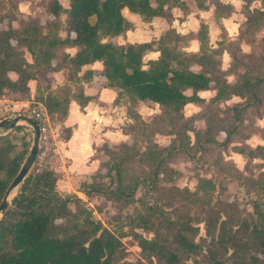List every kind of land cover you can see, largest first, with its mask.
Listing matches in <instances>:
<instances>
[{
	"label": "trees",
	"instance_id": "1",
	"mask_svg": "<svg viewBox=\"0 0 264 264\" xmlns=\"http://www.w3.org/2000/svg\"><path fill=\"white\" fill-rule=\"evenodd\" d=\"M67 1L68 7L64 8L57 0H50L45 11L51 18L44 25L27 17L16 27L7 23L0 28V98L16 95L18 100H25L29 95L27 84L34 80L35 101L43 104L52 121L59 122L65 118L71 100L80 108L90 101L83 90L91 84L94 72H82V67L102 62L105 86L117 88L128 97L127 114L132 122L124 132L131 143H123L117 150L103 145L100 150L107 159L79 191L88 200L100 197L119 209L133 201L140 186L155 196L154 205H144V211H136L128 219L131 229L152 233L150 238L133 233L144 259L157 264H264V199L263 205L254 204L253 213L246 217L241 218L237 212L222 216L220 207L206 195L163 187L178 175L170 163L181 154L188 160L200 159L219 176L233 171L238 179L242 176L233 163L223 159L222 152L228 148L247 160L258 158L264 166V146L250 148L244 144L250 136L245 122L252 121V116L264 117V39L247 54L239 42L245 34L249 36L248 30L259 27L264 19V5L248 13L239 27L238 42L213 49L209 46L207 26L202 24L197 31L198 52L187 53L176 47L181 37L172 30L155 42L120 46L112 41L131 28L121 13L123 8L143 21L169 19L172 8L185 11L181 0ZM242 1L247 4L252 0ZM194 2L198 9H207L205 0ZM210 2L215 5L217 18L228 16L232 10L218 0ZM62 15L64 19L60 21ZM60 48H75L74 54L64 53L60 60L72 87L51 88L48 75L60 69L58 63H53ZM24 51L30 54V62ZM148 51L159 52V57L144 64ZM223 51L230 58L225 71L220 61ZM144 65L147 69H143ZM11 73L16 75L15 80L9 78ZM227 75L234 77L233 83L227 82ZM210 89L216 93L203 110L186 117L184 106L203 104L197 93ZM185 90H190L191 95H185ZM232 98L238 101L226 105ZM137 101L158 105L160 112L152 122L145 123L131 108ZM198 119L204 121L203 130L194 126ZM22 130L19 125L0 136V201L28 151L27 142L22 143L21 152L13 151L11 132ZM63 131L67 138L69 130ZM219 134L224 135L221 141L217 139ZM155 135L170 136V143L160 148L152 141ZM258 177L247 185L264 192V185L260 186L264 184V173ZM58 182L52 172L34 169L23 180L11 206L0 218V264H130L124 260L123 246L114 233L95 220L75 195L61 194ZM200 188L214 191L211 177L200 180ZM160 191L165 196L184 195L185 200L200 202L201 215L193 218L180 213L179 207H173L172 214L166 213L159 204L162 199L156 195ZM226 207L237 211L233 203ZM200 223L204 238L199 239Z\"/></svg>",
	"mask_w": 264,
	"mask_h": 264
},
{
	"label": "rangeland",
	"instance_id": "2",
	"mask_svg": "<svg viewBox=\"0 0 264 264\" xmlns=\"http://www.w3.org/2000/svg\"><path fill=\"white\" fill-rule=\"evenodd\" d=\"M58 3L66 8L68 7L67 0H57ZM207 9L202 11V18H200V14H198V9L195 2L192 0V7H193V15L190 19L191 22H187V24H180L183 32L185 34H178L180 35V39L176 42V47L182 51H186L188 53H197L193 51L198 50V42H197V31L201 22H208L210 23V28L207 25V33L209 39V46L211 48H218L224 49L227 47L228 42H238V32L239 27L245 22V19L248 13L253 9H261L262 4L264 5V0H252L250 3L245 4L242 0H218V2L222 4H231L232 10L228 14V16L224 18H217L215 13V5L210 0H205ZM50 3V0H0V28L5 27L7 23L11 24L12 26L16 27L18 22L21 19H25L27 17H32L35 19L40 25H44L47 21L50 20L51 16L45 11V8ZM185 3V2H184ZM186 5V4H185ZM198 9V10H197ZM23 11L24 13L30 12L31 15L28 16L26 14H21ZM182 11V10H181ZM184 12V16L187 12H190L187 5ZM201 12V11H200ZM175 15H181L180 12L175 11ZM64 16H60V21H63ZM185 17L178 18L180 22H183ZM189 20V19H188ZM242 28V27H241ZM249 36L245 34V36L239 41L241 50L243 53L247 54L250 50L253 49L255 45H257L262 39H264V19L260 23L259 27L254 30H248ZM61 36H64V32H60ZM244 35V34H243ZM122 37V36H121ZM249 37V38H248ZM124 38H128V36H124ZM124 38H115L112 41L120 45L123 43ZM142 39L148 40V37L143 36ZM253 41L252 45H249L247 41ZM250 42V43H251ZM251 46V47H250ZM75 49L73 48H60L57 50V56L53 60V63L60 68L56 72H52L48 75L49 84L53 85V82L58 79L53 76V74L61 72V77L58 80L62 79V83L58 86L69 85L72 87V83H68L66 81V70L64 66L60 63V60L64 53L74 54ZM25 59H29L30 54L27 51H24ZM31 61V56H30ZM221 61V68L227 69L229 65L230 58L228 54L223 51L220 56ZM147 59L143 58V63L146 64ZM195 70V69H194ZM63 77V78H62ZM93 79V78H92ZM226 79L228 82L232 83L234 78L232 75H227ZM46 82H41V85H45ZM56 86V87H58ZM55 87V88H56ZM235 101L231 99L227 101L225 104L230 105ZM199 108L203 110L205 104L198 103ZM217 106L223 107L222 104H218ZM134 110V106L131 107ZM135 111V110H134ZM184 113V109H183ZM189 113V110L186 111ZM149 120V121H148ZM154 120V117H150L147 120H143L145 123H150ZM257 119L252 116V121L247 120L245 125H249L248 132L250 133L249 139H251V145H255L260 142V139L264 140V130L258 128L255 123ZM56 122V121H55ZM132 122V119H131ZM130 122V123H131ZM197 120L194 121V126L196 125ZM58 123V121H57ZM20 126L23 127V130L16 133L11 132V140L15 143V149L13 150L14 153H19L23 150L22 143H28V151L32 142V131L31 128L27 126V124L20 122ZM18 125V126H19ZM27 129V130H25ZM10 131L0 130V136L5 135ZM66 133V132H65ZM64 133V137H65ZM156 136V135H155ZM154 136V137H155ZM154 137L152 141H154ZM23 139V140H22ZM129 143L131 140L129 138ZM123 144V143H122ZM121 145V144H120ZM119 145V146H120ZM143 144L140 145L142 147ZM236 145V144H232ZM231 145V146H232ZM106 146V145H105ZM230 146V147H231ZM108 148V146H106ZM119 148V147H118ZM117 148V149H118ZM110 149V148H109ZM116 149V150H117ZM228 152H233L230 148L227 149V152H222L223 159L230 156ZM236 153V152H233ZM26 154V156H27ZM25 156V157H26ZM105 156V155H104ZM106 157V156H105ZM244 158V157H243ZM107 159V158H106ZM245 160V165L241 171H236L240 173L242 176L240 179L236 178V173L233 171H228L227 173L216 175L214 170L211 166H208L200 161V159L188 160L183 154L178 155L172 162L176 165L178 169H182L185 173L182 174V177H178V175L174 178L173 182L166 185L163 184V187H176L179 190L187 189L189 192L194 193L196 192L198 196L206 195V198H211V203L215 206L218 205L220 207V214L222 216L228 215L231 212H237L241 218L246 217L247 214L253 213V205L256 204L258 207L263 205L264 199V192L260 190V188H249L247 184L252 181H257L259 178L260 173H264V166L262 165V161L258 158ZM229 161V160H227ZM171 162V163H172ZM230 162H232L230 160ZM170 163V165H171ZM234 165V164H233ZM236 165V164H235ZM235 167V166H234ZM57 174L56 177L60 178L64 175ZM231 176V178L229 177ZM92 177V176H91ZM211 177L213 184L215 186L214 191H208L206 189H199L200 180L204 178ZM91 181V178L88 182ZM264 181V179H263ZM64 184L70 186L67 189L70 190L73 188L74 192H68L64 189ZM73 183H58V191L61 194L67 195H75L79 198L82 203L92 212L93 218L99 221L102 226L111 232L120 240L123 249H124V260L126 263L130 264H157L154 260H147L141 256L140 249L137 245V240L134 238L133 233L141 234L143 237L150 238L152 237V233L150 232H142L141 230L134 228H130L129 218H132L136 211L142 212L144 211V205L152 206L155 204V196L152 193L143 187H139L135 193L133 201L126 207L119 209L115 206H112L108 201L103 200L100 197L93 198L88 200L80 191V187L83 183H77L76 187L71 186ZM264 184H260L263 186ZM65 190V191H63ZM18 192V188L16 189V194ZM78 193V194H77ZM165 192L160 191L158 193L157 198H161L159 200V204L163 205V210L168 213L172 214L173 207H179L181 212L184 214H189L191 217H199L200 214V202L194 200H185L184 195H169L164 194ZM15 194V195H16ZM175 196V197H174ZM228 203H233L237 207V211L233 208H228L226 205ZM198 238H204V229L203 225L199 224V235ZM190 263V261H188Z\"/></svg>",
	"mask_w": 264,
	"mask_h": 264
},
{
	"label": "crops",
	"instance_id": "3",
	"mask_svg": "<svg viewBox=\"0 0 264 264\" xmlns=\"http://www.w3.org/2000/svg\"><path fill=\"white\" fill-rule=\"evenodd\" d=\"M181 1L185 2L190 12H187L184 16V12H182L183 10L181 11V9L174 7L170 10L169 19L155 17L150 21H143L137 14H133L126 8H123L121 13L123 17L131 24V28L128 29L122 37H117L124 38L125 35L128 36L127 40L126 38L122 39L123 43H121L120 46H125L127 44H143L152 41L155 42L163 34L171 30L176 34H185V31L183 32L181 25L183 23L187 24V22H191L190 19H193V3L192 0ZM228 5L232 7L231 4ZM175 11L180 12L181 15H175ZM198 11L200 18H202L203 10ZM19 12L28 16L31 15L30 12ZM181 17H185L183 22L178 20V18ZM202 24L206 26L208 25L209 28L211 27L210 23L208 22H201V25ZM143 36L148 37V40L142 39ZM198 50L193 52H198ZM158 57L159 52L148 51L145 53L143 58H146L147 61H151L156 60ZM26 60L30 62V56L29 59ZM143 69H147V65H144ZM221 69L223 71L226 70L223 68ZM85 70H91L94 72L91 84L89 86H85L83 90L84 95L88 96L90 101L83 108H80L76 101L71 100L68 104L65 118L58 122L62 129L66 131L69 130V136L65 138L64 143L61 145L62 154L67 161V170L64 176L61 175L62 177L58 178V183H73L71 186L74 187H76L77 183L88 182L93 173L99 168V164L106 160L103 151L100 150L103 145L108 146V148L111 150H116L120 144L129 143V136L125 134L124 129L126 125L131 122V119L127 114L130 107L128 97L121 93L117 88L105 86V79L101 76L103 71L102 62L97 61L93 64L83 66L82 72ZM57 75H60L57 77L59 79V77H61V72L53 74L54 77ZM9 78L11 80H15L16 75L11 73L9 74ZM58 79L53 82V88L62 83V79ZM27 87L29 89V95L25 100H18L16 95L3 96L0 98V120H7L12 117V110L18 104L26 103L33 106L34 103L37 102L34 99L36 94V81H29ZM215 93V90L210 89L198 92L197 96L202 99L204 101L203 104L206 105L208 100L211 99ZM184 94L189 96L191 95V91L185 90ZM232 99L235 100L233 103L238 101L237 98ZM134 110L142 120H147L150 117L155 118L160 112L157 104L142 101L136 102ZM188 110L189 113H186ZM201 111L202 109L199 108L198 103H188L184 106V115L186 117L195 116ZM256 119L257 122L255 125L261 130H264V117ZM204 127V121L202 119H198L195 128L198 130H203ZM189 135L191 140H193L192 134L189 133ZM223 136V134H219L217 139L221 141ZM170 139V136L156 135L154 137V142L160 148H162L166 147L170 143ZM250 141L251 139L248 138L244 144L250 148H254L257 145L264 146L263 139H260V142L254 146L251 145ZM228 153L230 156L226 157L224 160H231L235 168L238 171H241L245 165V160L242 155L233 152ZM170 166L180 174L178 177H182L181 175L185 173L182 169H178L173 162ZM68 187L70 188V186L64 184L65 190ZM66 191L75 193L73 188L70 190L67 189Z\"/></svg>",
	"mask_w": 264,
	"mask_h": 264
},
{
	"label": "built area",
	"instance_id": "4",
	"mask_svg": "<svg viewBox=\"0 0 264 264\" xmlns=\"http://www.w3.org/2000/svg\"><path fill=\"white\" fill-rule=\"evenodd\" d=\"M12 113L9 119L17 115H26L38 125L39 147L32 169L36 172L46 170L55 175H64L67 170V161L61 150V145L65 141L64 131L57 122L51 120L43 104L35 102L31 106L21 103L13 108Z\"/></svg>",
	"mask_w": 264,
	"mask_h": 264
},
{
	"label": "water",
	"instance_id": "5",
	"mask_svg": "<svg viewBox=\"0 0 264 264\" xmlns=\"http://www.w3.org/2000/svg\"><path fill=\"white\" fill-rule=\"evenodd\" d=\"M20 122L27 124L32 131V142L29 148V152L25 157L23 163L21 164L18 173L15 178L7 187L2 200L0 201V218L6 213L8 208L11 206V201L13 199V192L19 188L23 180L27 177L29 172L32 169V166L35 162L38 147H39V129L37 123L30 117L26 115H17L11 119L0 120V130L12 131Z\"/></svg>",
	"mask_w": 264,
	"mask_h": 264
},
{
	"label": "bare ground",
	"instance_id": "6",
	"mask_svg": "<svg viewBox=\"0 0 264 264\" xmlns=\"http://www.w3.org/2000/svg\"><path fill=\"white\" fill-rule=\"evenodd\" d=\"M15 194H16V190L13 192V194H12V196H11V197H13Z\"/></svg>",
	"mask_w": 264,
	"mask_h": 264
}]
</instances>
